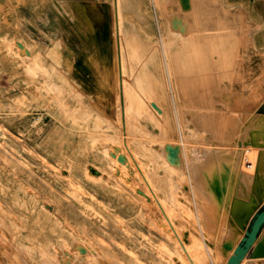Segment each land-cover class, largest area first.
Wrapping results in <instances>:
<instances>
[{"label": "rangeland", "instance_id": "rangeland-1", "mask_svg": "<svg viewBox=\"0 0 264 264\" xmlns=\"http://www.w3.org/2000/svg\"><path fill=\"white\" fill-rule=\"evenodd\" d=\"M120 1L126 40L123 100L113 0H0V264H187L166 237L155 203L139 194L146 188L141 177L140 183L139 175H127L128 168L115 158L130 151L178 224L188 251L193 248L194 264H224L231 254L224 245L233 247L240 238V224L221 209L216 190L199 188L194 168L198 165L197 174L203 175L199 158L209 163L228 149L239 152V161L248 153L247 161L256 166V153L264 151V0H192L184 36L170 22L181 16L172 0ZM205 32L213 36V46L199 40ZM189 41L198 43L195 49ZM170 143L178 157L170 156ZM127 160L133 166L131 156ZM190 184L202 191L200 198ZM257 187L262 199L264 184ZM259 241L264 244V231Z\"/></svg>", "mask_w": 264, "mask_h": 264}, {"label": "bare ground", "instance_id": "bare-ground-1", "mask_svg": "<svg viewBox=\"0 0 264 264\" xmlns=\"http://www.w3.org/2000/svg\"><path fill=\"white\" fill-rule=\"evenodd\" d=\"M152 1V0H151ZM168 1V0H167ZM197 1V0H196ZM121 1L120 0H113V6H114V18H113V20H114V23H113V27H114V35H115V41H114V44H115V60H116V63H115V67H116V70H117V79H118V85H119V91H120V95H121V97H122V100H123V98L125 97L124 96V94L126 95V84H125V78H124V72L126 71V65H125V61H124V53H123V49H124V46L126 45V40H125V33H124V28H123V26H122V24H121V22L122 21H120V19H121V17H120V3ZM134 2V1H133ZM157 2H158V0H156V4H157ZM214 2V1H213ZM216 2L218 3V1L216 0ZM154 3H155V1H154ZM172 3H174L176 6H177V12H175L176 14H180L181 16L178 18L177 16H175V18L173 19V17H171V20H170V22H171V24H172V26H173V28L176 30L175 32H177L178 34H180V35H183L184 33H188V32H186V21H187V13L190 11V9L192 8V0H172ZM212 4H214V3H212ZM216 4V3H215ZM158 5V4H157ZM163 5H165V4H163ZM162 5V6H163ZM200 5V4H199ZM196 6V5H195ZM156 7V6H155ZM158 7V6H157ZM197 7V6H196ZM200 7V6H199ZM145 9V8H144ZM193 9H194V7H193ZM216 9H218V8H216ZM172 10V9H171ZM208 10V9H207ZM214 10H215V8H214ZM112 11V12H113ZM198 11V10H197ZM172 12H173V10H172ZM190 12H192V11H190ZM225 12V11H224ZM195 13V12H194ZM208 13V12H207ZM169 16H171L170 14H169ZM172 16H173V14H172ZM179 16V15H178ZM192 17V16H191ZM201 17V16H200ZM200 17H199V19H200ZM208 17V16H207ZM217 17V16H216ZM218 17H219V15H218ZM189 18V17H188ZM195 18V17H194ZM197 18V17H196ZM198 19V20H199ZM168 20V21H169ZM222 20V19H221ZM200 21V20H199ZM198 21V23H200ZM218 21V20H217ZM195 24V23H194ZM197 24V23H196ZM195 24V25H196ZM220 24V23H219ZM125 25V24H124ZM190 25V24H189ZM192 25V24H191ZM222 25V24H221ZM223 25H225V24H223ZM197 26V25H196ZM171 27V26H170ZM199 27V26H198ZM223 28H224V26H222ZM189 28V27H188ZM194 28V27H193ZM196 28L197 27H195L194 29L196 30ZM219 29V28H218ZM217 30V29H216ZM215 30V31H216ZM197 31V30H196ZM223 31V30H222ZM221 31V32H222ZM192 32V31H191ZM224 32H225V30H224ZM194 33V32H193ZM212 33V32H211ZM178 34H176V35H178ZM200 34V33H199ZM188 35V34H187ZM197 35V34H196ZM130 36V35H129ZM184 36V35H183ZM198 37H200L199 38V40L202 38V42H203V46L206 44V45H209L210 44V39H212V35H208L206 32L205 33H201L200 35H197ZM187 37H189V35L187 36ZM191 37V36H190ZM189 37V38H190ZM218 37V42H216L219 46L218 47H221V45H222V42H221V38H223V37H221L220 35H218L217 36ZM185 38V37H184ZM182 39L183 38H181V42H182ZM178 40H180V39H178ZM192 41V40H191ZM191 41H189L190 42V44L192 43ZM129 42H130V40H129ZM134 42V41H133ZM200 42V41H199ZM202 42H200V44H202ZM135 43H136V41H135ZM184 43V42H183ZM212 43H214V42H212ZM212 43L210 44V46L212 45ZM131 44V43H130ZM130 44H128V45H130ZM134 44V43H133ZM192 44H194V49H195V44H197L198 45V43H192ZM135 45H137V44H135ZM180 46V45H179ZM192 46V45H191ZM190 46V48H191V50H192V47ZM201 47L200 48H198V49H201L202 48V45H200ZM213 46V45H212ZM133 47V46H132ZM136 47V46H135ZM134 47V48H135ZM139 47V46H138ZM184 47V46H183ZM197 47H199V46H197ZM209 47V46H208ZM215 47V46H214ZM149 48V47H148ZM168 48V47H167ZM204 48V47H203ZM197 49V50H198ZM149 50V49H148ZM169 50V48L167 49V51ZM201 50H203V49H201ZM201 50H200V52H201ZM206 50V49H205ZM209 49L207 48V51H208ZM211 50H212V48H211ZM142 51V50H141ZM163 51H164V47H163ZM182 51V50H181ZM193 51V50H192ZM191 51V53H193ZM206 51V52H207ZM213 51V50H212ZM220 51H222V50H220ZM134 52V51H133ZM165 52V51H164ZM163 52V53H164ZM169 52H170V50H169ZM199 52V53H200ZM205 52V53H206ZM140 53V52H139ZM149 53V52H148ZM150 53H151V50H150ZM195 53H196V51H195ZM204 53V52H203ZM219 53V52H218ZM217 53V54H218ZM134 53H132V55H133ZM215 54H216V52H215ZM221 54V53H220ZM223 54H224V51H223ZM135 55H136V53H135ZM179 55H181V54H179ZM187 55V54H186ZM192 55V54H191ZM207 55H208V53H207ZM207 55H203L204 56V59L206 60V56ZM137 56V55H136ZM149 56V55H148ZM193 56V55H192ZM202 56V55H201ZM203 56L201 57V58H203ZM218 56H219V54H218ZM147 57V56H146ZM170 57H172V55H170L169 56V58ZM193 57H195V56H193ZM199 57V56H198ZM149 58V57H148ZM180 58H181V56H180ZM213 58V57H212ZM165 59V58H164ZM163 59V60H164ZM185 59H186V57H185ZM195 59H196V57H195ZM167 60V59H166ZM217 60V59H216ZM224 60V59H223ZM184 61V60H183ZM198 59H197V61L195 62V61H193L194 63H196L195 65H197V63H198ZM207 61V60H206ZM115 62V61H114ZM169 62V61H168ZM167 62V63H168ZM179 62V61H178ZM185 62V61H184ZM186 62H187V60H186ZM200 62L202 63V59L200 60ZM209 63H211L210 61H208ZM216 62V61H215ZM188 63V62H187ZM187 63H186V66H187ZM212 63H214V62H212ZM219 64H221L220 63V61L218 62ZM173 64V63H172ZM182 64V63H181ZM193 64V63H192ZM200 64V63H199ZM198 64V65H199ZM203 64V63H202ZM164 65H166V64H164ZM174 65V64H173ZM209 65V64H208ZM176 66H177V64H176ZM175 66V67H176ZM183 66V65H182ZM206 66V65H205ZM204 66V67H205ZM190 67H192V66H190ZM208 67L209 66H206V68H207V71H208ZM217 67V66H216ZM220 67H222V66H220L219 65V67L218 68H220ZM178 68V67H177ZM187 68V67H186ZM189 68V67H188ZM201 69H204L203 68V65L200 67ZM200 68H199V70H200ZM206 68H205V70H206ZM210 68V67H209ZM211 68H213L212 66H211ZM170 69V68H169ZM173 70H176V71H174V73L175 72H177L178 70L177 69H174V68H172ZM181 69H183V68H181ZM151 70V69H150ZM167 70V69H166ZM188 70V69H187ZM195 70V69H194ZM199 70H197V71H195V72H198ZM215 70V69H214ZM223 70H224V68H223ZM222 70V71H223ZM185 71H186V69H185ZM213 70L211 69V71L210 72H212ZM216 71V70H215ZM215 71L213 72V73H215ZM218 71V73L220 74V72H222V71H220L219 72V70H217ZM167 72V71H166ZM171 72V71H170ZM200 72V71H199ZM198 72V73H199ZM201 73V72H200ZM206 73V72H205ZM212 73V74H213ZM217 73V74H218ZM167 74V73H166ZM179 74H181V73H179ZM187 74V73H186ZM185 74V75H186ZM170 75V74H169ZM176 75V74H175ZM178 75V74H177ZM184 75V74H183ZM190 75H191V73H190ZM190 75H189V77H190ZM211 75V74H210ZM213 75H215V74H213ZM180 76V75H179ZM199 76L201 77V75L199 74ZM219 76V75H218ZM217 76V77H218ZM116 77V76H115ZM170 77H171V75H170ZM189 77H187V79L186 78H184L183 77V79L185 80H189L190 78ZM193 78H194V76H192ZM196 77H198V75H196L195 74V78ZM200 77H198V80L200 79ZM202 77H203V75H202ZM202 77H201V79H202ZM205 77V76H204ZM216 77V76H215ZM182 78V77H181ZM193 78H192V80H193ZM208 78L209 77H207L206 79H204V80H207V82H209L208 81ZM219 78V77H218ZM168 79V78H167ZM173 79V78H172ZM172 79H170V81L172 80ZM176 79H177V77H176ZM197 79V78H196ZM201 79L199 80V81H201ZM178 80H180V79H178ZM183 80V81H184ZM197 80V81H198ZM203 80V79H202ZM212 80H216L215 78L214 79H212ZM170 81H168V82H170ZM116 82V81H115ZM180 82V81H179ZM178 82V83H179ZM182 82V81H181ZM181 82H180V84H181ZM191 81H189L188 83H187V85L188 84H191L190 83ZM196 82V81H195ZM206 82V81H205ZM44 83V82H43ZM200 83V82H199ZM198 83V84H199ZM212 82L210 81V84H211ZM215 83V82H214ZM116 84V83H115ZM186 84V83H185ZM209 84V85H210ZM156 85V84H155ZM167 85V84H166ZM183 85V84H182ZM191 85H193V84H191ZM203 85H205V84H203ZM216 85H218V84H216ZM174 86H175V84H174ZM178 86V85H177ZM181 86V85H180ZM184 86V85H183ZM195 86V85H194ZM200 86V85H199ZM171 87V86H170ZM170 87H169V89H170ZM179 87V86H178ZM185 87H186V85H185ZM190 87V86H189ZM196 87H198V86H196ZM173 88H175V87H173ZM184 87H182L181 86V89H183ZM199 88V87H198ZM200 88H202V86H200ZM180 89V91H182ZM185 89H187V92L188 91H191L190 89L188 90V87L187 88H185ZM195 88H193V90H194ZM206 89V88H205ZM175 90H177V89H175ZM178 90H179V88H178ZM199 91H200V89H198ZM157 91V90H156ZM174 91V90H173ZM183 91H184V89H183ZM196 91V90H195ZM194 91V92H195ZM202 91V90H201ZM169 92H171V91H169ZM185 92V91H184ZM183 92V93H184ZM192 92V91H191ZM128 93V92H127ZM189 93V92H188ZM175 94V93H174ZM176 94H178V93H176ZM167 95V94H166ZM179 95V94H178ZM177 95V96H178ZM181 95V94H180ZM200 95H201V93H200ZM186 96V95H185ZM190 96V95H189ZM202 96V95H201ZM175 97V99H176V96H174ZM179 98H180V96H178ZM187 97V96H186ZM193 97V96H192ZM178 98V99H179ZM189 98V97H188ZM201 98V97H200ZM190 99V98H189ZM193 99V98H192ZM202 100H203V104H201V106H203L204 107V99L202 98ZM210 99L208 98V101H209ZM179 101V100H178ZM182 101V100H181ZM195 101V100H194ZM194 101L192 100V103H193V105H194ZM183 103H184V100L182 101ZM190 102H191V100H190ZM190 102H187V104H189ZM196 102V101H195ZM200 102V101H199ZM214 102V101H213ZM183 103H182V105H183ZM185 103H186V101H185ZM184 103V104H185ZM197 103V102H196ZM210 103V102H209ZM209 103H206V104H209ZM191 104V103H190ZM189 104V105H190ZM212 104V103H211ZM192 105V104H191ZM193 105L192 106H190V107H192V110H193ZM123 106V105H122ZM152 106H153V108H154V110H156L157 111V113H159V112H161V109H160V107L157 105V103H152ZM185 106V105H184ZM195 106V105H194ZM206 106V105H205ZM210 106V105H209ZM211 106H213V105H211ZM173 107V106H172ZM181 107V106H180ZM185 108H187V107H185ZM123 109V108H122ZM181 109H184V108H182L181 107ZM195 109H196V111H197V108H196V106H195ZM185 110V109H184ZM191 110V109H190ZM214 110V109H213ZM124 111V110H123ZM201 111V113H202V110H200ZM203 111H205V110H203ZM207 111V110H206ZM210 111V110H209ZM181 112V111H180ZM184 112V111H183ZM198 112V111H197ZM196 112V113H197ZM199 113V112H198ZM207 113V112H206ZM209 113V112H208ZM221 113V112H220ZM129 114V113H128ZM175 114V113H174ZM194 114V113H193ZM200 114V113H199ZM199 114H196V115H199ZM196 115H194V116H196ZM221 115V114H220ZM194 116H193V118H194ZM125 117V116H124ZM123 117V118H124ZM182 117V116H181ZM129 118V117H128ZM192 118V119H193ZM216 118V117H215ZM195 119V118H194ZM210 119H212V118H210ZM218 119V118H217ZM196 120V119H195ZM126 121V120H125ZM184 121V120H183ZM182 121V122H183ZM201 121V120H200ZM220 121H221V119H220ZM194 122V121H193ZM199 122V121H198ZM120 123V122H119ZM179 123H181V122H179ZM201 124H202V122H200ZM215 123H217V122H214V124ZM126 124V123H125ZM185 124V123H184ZM195 124V123H194ZM199 124V123H198ZM217 125V124H216ZM218 125H219V122H218ZM181 126V125H180ZM196 126H198V125H196ZM203 126V125H202ZM120 128V127H119ZM199 129V128H198ZM203 129V128H202ZM122 130V129H121ZM124 132H125V130H124ZM201 132H202V130H201ZM128 133V132H127ZM213 133V132H212ZM131 135V134H130ZM132 136V135H131ZM130 136V137H131ZM208 136V135H207ZM240 137V136H239ZM124 138H126L125 136H124ZM129 138V137H128ZM133 138V137H132ZM245 138V137H244ZM122 139V138H121ZM138 139V138H137ZM139 139H141V138H139ZM138 139V140H139ZM140 141V140H139ZM240 141V140H239ZM245 141V140H244ZM118 142H120V141H118ZM125 142V141H124ZM137 142V141H136ZM139 143V142H138ZM184 143V142H183ZM125 144H127V143H125ZM124 144V145H125ZM180 144V143H179ZM176 145V144H175ZM174 145V143H170V145H169V147H168V151H169V153H170V156H172V155H175L176 157H178L179 155H178V151H177V147ZM181 145H182V143H181ZM239 145H240V142H239ZM118 146H120V145H118ZM126 146V145H125ZM184 146V145H183ZM180 147V146H179ZM126 148V147H125ZM124 148V149H125ZM130 148V147H129ZM128 148V149H129ZM138 148V147H137ZM127 149V150H128ZM143 149H144V147H143ZM205 149V148H204ZM138 150V149H137ZM226 150V149H225ZM241 150V149H240ZM126 151V150H125ZM130 151V150H129ZM228 152H227V154H224V155H222V156H218L217 155V157L214 159V161L213 160H211L212 162H210V160H209V163L207 162H205V163H202L204 160H206V157L204 156L203 158H199V159H203L201 162H199V167H202L203 169L202 170H204V173H203V175H200L199 174V176H198V172L196 171V170H198L197 169V166L194 168L195 170V175L193 174V172H191L192 173V175H194L195 176V180H196V182H197V184H198V186H199V188L202 190L203 188H202V184L204 185H208L209 186V188L211 189V190H216L215 192H218V194H219V198L220 199H222L223 201H221L222 202V205H220L221 206V209L223 208V209H225L226 210V208L228 209L227 211H226V213H229L231 216H229V218L230 219H232L231 221L234 223H236V224H238V227H239V224H240V228H242V226L244 225V221H245V219L247 218V216L249 215V213L253 210V208L259 203V201L261 200V197H262V195L260 194V193H257L258 191H257V188L259 189V187H257L258 185H260V186H262L263 184H264V151H262V152H259V153H256V155H255V157H256V159H255V162H256V166H254L253 164H255L254 162H253V160H249V161H247L248 160V156H247V154L248 153H245V155H243V157H242V160L241 161H239L238 159H237V154H239V152L238 151H236V152H233L232 150H227ZM115 152V151H114ZM133 153V151H130V153H128V155L129 156H131V162H133V166L132 165H130V164H132V163H128V160H127V157H129V156H127L126 158L125 157H120V156H114L115 158H117V160L122 164V166L123 167H127L128 168V172H126V174L128 175V173L129 174H131V175H133V176H137V175H139V176H137L136 178H137V181L138 182H140L141 183V180H138V179H140V177H141V179H142V182H143V184L145 183V185H146V188H145V190H141L140 192H139V194L141 193V192H143L146 196H148V197H150L151 199H152V201L155 203V206L154 207H156V209L157 210H159V213H160V215H161V217L162 218H160L161 220H163V222H164V224H165V226H166V233L165 234H167L166 235V237L168 236V238L170 239H172V241L173 242H175L176 244L175 245H177L178 246V248H179V250H181L182 251V253L185 255L184 257H186V260H187V264H194V261L195 260H193V258H192V255L191 254H189V251H191V250H189L188 251V247L186 246V244L184 243V239L182 238V236L183 235H181V233L180 232H177L176 230L177 229H175V227L178 225H174L173 223H172V220L170 219L171 217L169 216L170 214L168 213V212H170V211H166L167 209H165V205H163L162 204V201H160L159 199H158V196H157V194H156V191H155V187L154 186H152V184L150 183V181H149V179H148V177H146L147 176V173H146V176H145V174L142 172V167L141 166H139L138 165V163L136 162V160L134 159V154H133V156H132V153ZM226 152V151H225ZM181 153V152H180ZM223 153V152H222ZM117 154H119L118 152H117ZM121 154H122V151H121ZM120 154V155H121ZM185 154V153H184ZM193 153L191 152V155H192ZM127 155V154H126ZM181 155H182V153H181ZM180 155V156H181ZM186 155V154H185ZM202 155V154H201ZM113 156V155H112ZM138 156V155H137ZM174 156V157H175ZM194 156H196V155H194ZM212 156H213V154H212ZM183 157H185L186 158V156H183ZM188 157V156H187ZM197 157V156H196ZM214 157V156H213ZM252 157V156H251ZM136 158V157H135ZM179 158H181V157H179ZM179 158H177L178 159V161H179ZM189 158V157H188ZM130 159V158H129ZM137 159V158H136ZM143 159V158H142ZM169 159V158H168ZM184 159V158H183ZM187 159V158H186ZM186 159H184L185 161H186V163H188L187 162V160ZM173 160V159H172ZM171 160V161H172ZM195 160H196V158H195ZM189 161V160H188ZM196 161H198V159L196 160ZM195 161V162H196ZM172 162H174V161H172ZM181 162V161H180ZM184 162V161H183ZM193 162V161H192ZM117 163V162H116ZM175 163V162H174ZM185 163V162H184ZM202 163V164H201ZM111 164H113V163H111ZM120 164V165H121ZM171 164V163H170ZM177 164V163H176ZM189 164H191L190 162H189ZM194 164V163H193ZM193 164H191V167H192V165ZM204 164V165H203ZM181 165L182 164H180V167H181ZM115 166H117V164H115ZM148 166V165H147ZM184 165H182V167H183ZM188 166V165H187ZM179 167V168H180ZM185 167H186V165H185ZM198 167V168H199ZM117 168H119V167H117ZM178 169V168H177ZM182 168H180L179 170H181ZM193 169V168H192ZM120 170V169H119ZM115 171V170H114ZM177 171V170H176ZM178 172V171H177ZM181 171H179V173H180ZM186 172H188V171H186ZM203 172V171H202ZM171 174V173H170ZM190 175L189 174V172L188 173H186V175ZM202 174V173H201ZM150 175V174H149ZM166 175V174H165ZM121 176V175H120ZM177 176V175H176ZM124 177V176H123ZM139 177V178H138ZM185 177V176H184ZM187 177H189V176H187ZM181 178H182V176H181ZM169 179V178H168ZM132 180V179H131ZM135 180V179H134ZM183 180V179H182ZM179 181V180H178ZM189 181V180H188ZM133 182V181H132ZM180 182H185V181H180ZM187 182V181H186ZM191 182V181H190ZM253 182H256V185H253ZM134 183V182H133ZM132 183V184H133ZM179 183V182H178ZM188 183V182H187ZM186 183V184H187ZM193 183V182H192ZM135 184V183H134ZM138 184V183H137ZM171 184V183H170ZM183 184H185V183H183ZM194 184V183H193ZM140 185V184H139ZM145 185H143V186H145ZM172 186H174V185H172ZM190 186V189H191V184L189 185ZM132 187V186H131ZM183 187V186H182ZM187 187V186H186ZM193 187V186H192ZM136 188V187H135ZM142 188V187H141ZM180 188H181V186H180ZM206 188V187H205ZM204 188V189H205ZM208 188V189H209ZM132 189H134V188H132ZM172 189H173V187H172ZM188 189V188H187ZM193 189V188H192ZM191 189V190H192ZM194 189H196V188H194ZM193 189V190H194ZM140 190V189H139ZM174 190V189H173ZM180 190V189H179ZM191 190H190V193H191ZM192 190V192H194V193H197V190H196V192H195V190L193 191ZM182 191V190H181ZM186 191V190H185ZM174 192V191H173ZM189 192V191H188ZM202 191H200L199 193H197L196 195H200V193H201ZM138 193V192H137ZM142 194V193H141ZM193 194V193H192ZM181 195H182V193H181ZM187 195V194H186ZM195 195V194H194ZM195 195V196H196ZM145 196V197H146ZM176 196V195H175ZM191 196H193V195H191ZM144 197V198H145ZM181 197V196H180ZM190 197V196H189ZM201 196H199V198H200ZM218 197V196H217ZM142 198V197H141ZM147 198V197H146ZM182 198V197H181ZM193 198V197H192ZM174 199V198H173ZM218 199V198H217ZM216 199V200H217ZM220 199L218 200V201H220ZM69 200H71V199H69ZM176 200V199H175ZM182 201V200H181ZM193 201V200H192ZM141 202H143L142 201V199H141ZM150 202V201H149ZM193 202H195V201H193ZM197 202V201H196ZM201 202V201H200ZM220 202V203H221ZM71 203V202H70ZM69 203V204H70ZM188 203V202H187ZM219 203V204H220ZM150 204V203H149ZM153 204V203H152ZM179 204V203H178ZM197 204V206H198V204H199V201H198V203H196ZM201 204H202V202H201ZM181 205V204H180ZM204 205V204H203ZM194 206H195V203H194ZM196 206V207H197ZM200 206V205H199ZM198 206V207H199ZM202 206V205H201ZM200 206V207H201ZM168 207V206H167ZM193 207V206H192ZM196 207H195V209H196ZM197 207V208H198ZM199 207V208H200ZM198 208V209H199ZM203 208V207H202ZM177 209V208H176ZM204 209V208H203ZM168 210H172V209H168ZM197 210V209H196ZM150 210H148V212H149ZM224 211V210H223ZM172 213H174V212H172ZM223 213V212H222ZM83 214V213H82ZM196 214H200V212L198 213H196ZM201 214H202V212H201ZM200 214V215H201ZM225 214V213H224ZM199 215V216H200ZM86 216V215H85ZM171 216H173V215H171ZM176 216V215H175ZM173 217V218H176L175 220H177V217ZM179 216V215H178ZM201 216H203V214L201 215ZM210 216V215H209ZM81 217H83V216H81ZM157 217V216H156ZM224 217V216H223ZM226 218V217H225ZM228 219V218H227ZM174 220V219H173ZM202 220V219H201ZM206 220V219H205ZM226 220V219H225ZM229 220V219H228ZM92 221H93V219H92ZM198 221V220H197ZM230 221V220H229ZM230 221V222H231ZM150 222H154V221H150ZM174 222V221H173ZM177 222L179 223V221L177 220ZM182 222V221H181ZM199 222V221H198ZM205 222H203V224H204ZM212 223V222H211ZM210 223V224H211ZM224 223V222H223ZM90 224V223H89ZM207 224H208V222H207ZM232 224V223H231ZM91 225V224H90ZM93 225V224H92ZM162 225H163V223H162ZM185 223H184V227H185ZM198 225V224H197ZM228 225H229V223H228ZM195 226V225H194ZM201 226H202V224H201ZM205 226V225H204ZM233 226V225H232ZM79 227V226H78ZM154 227H156V224L154 223ZM179 227V226H178ZM181 227V226H180ZM184 227H183V225H182V228L184 229ZM200 226H198V228H199ZM213 227V226H212ZM229 227V226H228ZM231 227V226H230ZM229 227V228H230ZM190 228V227H189ZM189 228H187L188 229V231H189ZM202 228H205V227H202ZM209 228V227H208ZM229 228H228V230H229ZM234 228V227H233ZM155 229V228H154ZM157 229V228H156ZM186 229V228H185ZM193 229V228H192ZM159 230H161L160 228H159ZM195 230V229H194ZM200 230V229H199ZM204 230V229H203ZM209 230V229H208ZM210 230H211V228H210ZM210 230H209V232H210ZM212 230H213V228H212ZM211 230V232L210 233H212L213 231ZM92 231V230H91ZM157 231H158V229H157ZM179 231V230H178ZM215 231L217 232V230L215 229ZM214 231V232H215ZM93 232V231H92ZM159 232V231H158ZM165 232V231H164ZM186 232V231H185ZM231 232V231H230ZM180 233V234H179ZM204 233V232H203ZM208 232H206V234H207ZM218 233V232H217ZM79 234V233H78ZM159 234H163V233H159ZM183 234V233H182ZM205 234V233H204ZM205 234V235H206ZM219 234V233H218ZM230 234V233H229ZM228 234V235H229ZM80 235V234H79ZM87 235V234H86ZM217 235V234H216ZM215 235V236H216ZM227 235V236H228ZM76 236V235H75ZM162 236V235H161ZM164 236V235H163ZM184 236H186V235H184ZM227 236L225 237V238H227ZM200 237V236H199ZM210 237H213V236H210ZM191 238V237H190ZM189 238V239H190ZM219 238V237H218ZM84 239H85V237H84ZM89 239V238H88ZM191 239H193V235H192V238ZM211 239H213V238H211ZM217 239V238H216ZM215 239V240H216ZM86 240V239H85ZM168 240V239H167ZM194 240H195V238H194ZM193 240V241H194ZM219 240H220V242H221V239L219 238ZM4 241V240H3ZM90 242V241H89ZM217 242H218V240H217ZM77 243V242H76ZM99 244V243H98ZM261 244L264 246V244H263V242H261ZM76 245H79V243L78 244H76ZM80 245H81V243H80ZM101 245V244H100ZM99 245V246H100ZM236 245V244H235ZM234 245V246H235ZM82 246H83V244H82ZM89 246H91V245H89ZM162 246H164V245H162ZM234 246L232 247L230 244H225L224 245V247L227 249V250H232L233 248H234ZM77 247V246H76ZM84 247V246H83ZM176 247V246H175ZM174 247V248H175ZM194 247V246H193ZM101 248H102V246H101ZM160 248V247H159ZM162 248H164V247H162ZM80 249V248H79ZM88 249H89V247H88ZM87 249V250H88ZM92 249V248H91ZM165 249V248H164ZM99 249H97V251H98ZM170 250V249H169ZM169 250H166V253H167V251L169 252ZM89 251V250H88ZM97 251L94 253V256L93 257H95L96 255V253H97ZM78 252V251H77ZM81 252V251H80ZM90 252V251H89ZM40 253V252H39ZM91 253V252H90ZM100 253H101V251H100ZM74 254V253H73ZM107 256H108V254L107 253H105ZM104 254V255H105ZM168 254V253H167ZM169 254H172V253H169ZM179 254H180V252H179ZM178 254V255H179ZM192 254H194V251H193V253ZM99 255V254H98ZM103 254H101V256H102ZM106 255L104 256V257H106ZM111 254H109V256H110ZM191 255V256H190ZM82 256V255H81ZM86 256H88L87 255V253H86ZM89 256H91V255H89ZM114 256V255H113ZM172 257H173V254L171 255ZM181 256V255H180ZM183 256V255H182ZM172 257H170L169 256V258H170V260H171V258ZM196 257V259H197V256H195ZM102 260H100V261H104L103 259V257H100ZM107 258V257H106ZM109 258V262L108 263H111V260H113V259H111L110 257H108ZM117 258V257H116ZM179 258V257H178ZM227 259V258H226ZM95 261V260H94ZM99 260H97V262H98ZM99 261V262H100ZM107 261V260H106ZM119 261V260H118ZM118 261L116 262V264L118 263ZM201 261V260H200ZM114 262V261H113ZM112 262V263H113ZM198 262V261H197ZM226 262V261H225ZM94 263V262H93ZM96 263V262H95ZM103 263V262H102ZM107 263V262H106ZM105 263V264H106ZM115 263V262H114ZM181 263H183V262H181ZM100 264V263H99ZM119 264V263H118ZM171 264V263H170ZM174 264H175V262H174ZM225 264V263H224Z\"/></svg>", "mask_w": 264, "mask_h": 264}, {"label": "water", "instance_id": "water-1", "mask_svg": "<svg viewBox=\"0 0 264 264\" xmlns=\"http://www.w3.org/2000/svg\"><path fill=\"white\" fill-rule=\"evenodd\" d=\"M263 227L264 196L245 219L244 225L240 229V232L243 231V235L231 250L225 264H240L244 258H264V246L259 241Z\"/></svg>", "mask_w": 264, "mask_h": 264}, {"label": "crops", "instance_id": "crops-1", "mask_svg": "<svg viewBox=\"0 0 264 264\" xmlns=\"http://www.w3.org/2000/svg\"><path fill=\"white\" fill-rule=\"evenodd\" d=\"M264 231V227L262 228V231H261V233ZM261 233H260V235H261ZM243 235V231L242 232H240V237ZM260 235H259V237H260ZM240 239V238H239ZM238 242H239V240H238ZM238 242H236V244L238 243ZM226 261V260H225ZM264 264V258H257V260L256 259H249V258H244L242 261H241V263L240 264Z\"/></svg>", "mask_w": 264, "mask_h": 264}]
</instances>
